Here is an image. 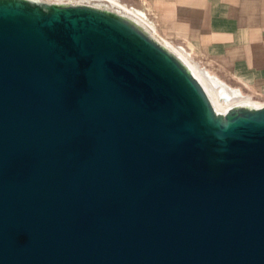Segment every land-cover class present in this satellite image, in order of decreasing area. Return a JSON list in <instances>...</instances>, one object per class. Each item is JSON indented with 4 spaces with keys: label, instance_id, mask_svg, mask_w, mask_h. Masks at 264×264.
Listing matches in <instances>:
<instances>
[{
    "label": "water",
    "instance_id": "95a60500",
    "mask_svg": "<svg viewBox=\"0 0 264 264\" xmlns=\"http://www.w3.org/2000/svg\"><path fill=\"white\" fill-rule=\"evenodd\" d=\"M0 264H264V105L127 15L0 0Z\"/></svg>",
    "mask_w": 264,
    "mask_h": 264
},
{
    "label": "crops",
    "instance_id": "0c3cea01",
    "mask_svg": "<svg viewBox=\"0 0 264 264\" xmlns=\"http://www.w3.org/2000/svg\"><path fill=\"white\" fill-rule=\"evenodd\" d=\"M111 1L144 14L162 39L190 50L178 49L193 65L264 103V0Z\"/></svg>",
    "mask_w": 264,
    "mask_h": 264
},
{
    "label": "bare ground",
    "instance_id": "6f19581e",
    "mask_svg": "<svg viewBox=\"0 0 264 264\" xmlns=\"http://www.w3.org/2000/svg\"><path fill=\"white\" fill-rule=\"evenodd\" d=\"M51 2H67V3H80L89 4L92 6L100 7L103 6L112 11L118 12L119 14H124L129 16L134 22L141 26L145 31H147L152 37L157 39L161 44H163L169 51H171L175 56H177L192 72L195 78L200 82L204 90L206 91L213 107L218 112H224L228 108L234 105H247L252 107H261L264 103L253 102L248 96L244 95L241 90L232 88L217 76L211 74L208 70L200 67L191 65L189 58L185 54L174 49L168 45L163 39H161L155 32V30L148 24L144 14L134 13L129 11L122 6L111 0H45Z\"/></svg>",
    "mask_w": 264,
    "mask_h": 264
},
{
    "label": "rangeland",
    "instance_id": "374dc122",
    "mask_svg": "<svg viewBox=\"0 0 264 264\" xmlns=\"http://www.w3.org/2000/svg\"><path fill=\"white\" fill-rule=\"evenodd\" d=\"M156 32V31H155ZM156 34H157V32H156ZM158 35V34H157ZM159 36V35H158ZM160 37V36H159ZM161 38V37H160ZM162 39V38H161ZM164 40V39H163ZM168 45H170L171 47H173L174 49H183L184 51H186L187 53H190L191 54V52H190V50H186L184 47H181V46H178V45H175V44H173V43H171L170 41H168V40H164ZM198 62V60L194 57V55L192 54V60L191 59H188L189 60V62L191 63V65H193L192 63H193V61H195L194 59ZM191 60V61H190ZM202 67V66H201ZM243 93V92H242ZM244 94V93H243ZM244 95H246V94H244ZM246 96H248V95H246ZM251 97V96H250ZM252 98V97H251ZM253 99V100H252ZM251 100L253 101V102H258V103H262V102H259V101H257V100H255L254 98H252Z\"/></svg>",
    "mask_w": 264,
    "mask_h": 264
}]
</instances>
